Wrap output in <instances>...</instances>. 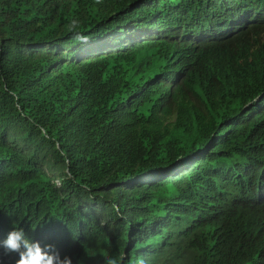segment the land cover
<instances>
[{
    "label": "trees",
    "instance_id": "trees-1",
    "mask_svg": "<svg viewBox=\"0 0 264 264\" xmlns=\"http://www.w3.org/2000/svg\"><path fill=\"white\" fill-rule=\"evenodd\" d=\"M195 1L0 0V166L10 138L41 153L0 189L42 195L80 264H262L264 72L176 65L169 29ZM141 27L159 33L104 54L75 39ZM198 78L215 94L193 100Z\"/></svg>",
    "mask_w": 264,
    "mask_h": 264
},
{
    "label": "clouds",
    "instance_id": "clouds-1",
    "mask_svg": "<svg viewBox=\"0 0 264 264\" xmlns=\"http://www.w3.org/2000/svg\"><path fill=\"white\" fill-rule=\"evenodd\" d=\"M76 25L77 21H72L69 31ZM124 33L127 34L121 41H117L121 33H109L97 39L76 33L75 39L84 43V54L90 56L119 49L123 42L153 38L159 32L154 29L143 31L141 27L135 32L126 29ZM167 39L176 41L172 51L176 65L191 69L193 73L202 75L205 70L222 63L229 64L236 73H263L264 0H196L185 18L171 25ZM178 47L184 49L182 54ZM183 77V72L176 73L171 85L182 84ZM200 80L197 79L196 90L189 91L193 100L202 94L208 98L218 89L211 78L207 84ZM262 96L264 89L256 99ZM173 109L177 111V108ZM9 142L15 152L7 156L0 170H4L5 175L21 179L24 173L18 172L20 160L30 153L40 158L41 153L36 149L29 151L30 146L22 139L10 138ZM43 168L50 173L47 166L43 165ZM54 183L58 188L63 185L59 177L54 179ZM252 201L264 209V190L254 193ZM43 207V196L33 190L7 194L0 189V264H80V261L76 262L71 238L50 229ZM258 259L264 264V251ZM104 264L120 262L118 258L107 256Z\"/></svg>",
    "mask_w": 264,
    "mask_h": 264
}]
</instances>
